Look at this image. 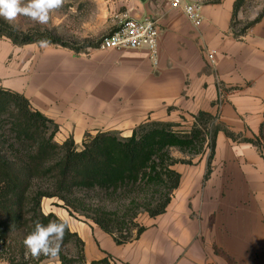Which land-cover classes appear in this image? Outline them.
<instances>
[{"label":"crops","instance_id":"crops-1","mask_svg":"<svg viewBox=\"0 0 264 264\" xmlns=\"http://www.w3.org/2000/svg\"><path fill=\"white\" fill-rule=\"evenodd\" d=\"M186 2L200 6V26L170 0L108 2L113 29L125 18L156 22V63L145 51L75 53L0 37V89L24 96L53 120L60 144L72 138L81 147L88 132L129 137L147 120L191 123L200 112L243 138L264 136V5L238 36L242 0ZM206 50L215 52L214 64ZM208 156L174 166L181 180L166 212L144 217L146 230L131 243L117 245L57 200L44 199L43 211L69 222L88 262L109 255L111 264H264V152L219 132L206 178Z\"/></svg>","mask_w":264,"mask_h":264},{"label":"trees","instance_id":"trees-1","mask_svg":"<svg viewBox=\"0 0 264 264\" xmlns=\"http://www.w3.org/2000/svg\"><path fill=\"white\" fill-rule=\"evenodd\" d=\"M251 24L237 34L241 36ZM0 37L15 45H59L75 53L97 49L83 43L79 48L61 41L54 31L20 32L0 20ZM59 126L35 110L24 96L0 89V262L41 264L27 254L24 238L35 223L57 220L42 210L44 199H56L71 216H79L110 235L117 245L131 243L146 230L141 216L156 218L166 212L181 176L173 167L192 165L209 151V175L216 136L224 132L234 142L248 143L264 152V136L246 139L217 124V117L200 112L191 123L144 121L129 137L118 132L84 135L81 147L72 138L62 144L55 138ZM172 150L191 157L181 160ZM72 252L73 254H70ZM73 255V256H70ZM61 264H111L112 257L88 262L84 243L66 230L59 257Z\"/></svg>","mask_w":264,"mask_h":264},{"label":"rangeland","instance_id":"rangeland-1","mask_svg":"<svg viewBox=\"0 0 264 264\" xmlns=\"http://www.w3.org/2000/svg\"><path fill=\"white\" fill-rule=\"evenodd\" d=\"M108 2L109 0H65L63 8L52 14L51 19L47 25L37 24L29 20L27 17L21 16L16 22L18 26L15 27V29L20 32H25L29 29L54 31L61 41L66 42L71 46L74 45L76 48H79L83 43L96 44L115 29H113L114 24L109 13ZM263 5L264 0H242L241 7L238 9L239 11L235 17V29L241 30L245 26H247L252 17L256 14V11ZM0 20L4 21L3 19ZM171 155L174 158L181 160L191 159V157L184 155L177 150H172ZM198 157L194 158L192 160V163ZM192 165H194V163ZM43 201L42 210L45 206L43 205ZM61 207H63V205ZM144 217H148V215L141 216L139 223L142 226H144ZM82 219L86 221L84 218ZM70 254L73 253L70 252Z\"/></svg>","mask_w":264,"mask_h":264},{"label":"clouds","instance_id":"clouds-1","mask_svg":"<svg viewBox=\"0 0 264 264\" xmlns=\"http://www.w3.org/2000/svg\"><path fill=\"white\" fill-rule=\"evenodd\" d=\"M65 0H0V19L14 28L17 20L24 16L29 20L47 25L54 12L63 8ZM66 230H70L69 222L64 218L50 220L47 225L37 221L35 228L24 238L27 254L33 259L47 257L49 264L60 255Z\"/></svg>","mask_w":264,"mask_h":264},{"label":"built area","instance_id":"built-area-1","mask_svg":"<svg viewBox=\"0 0 264 264\" xmlns=\"http://www.w3.org/2000/svg\"><path fill=\"white\" fill-rule=\"evenodd\" d=\"M173 9H182L187 19L195 26H200L202 16L200 6L186 0H170ZM160 29L150 18H125L116 29L105 36L99 44V49L145 51L149 58L156 63L158 59V40ZM206 56L214 64L215 52L205 51Z\"/></svg>","mask_w":264,"mask_h":264}]
</instances>
